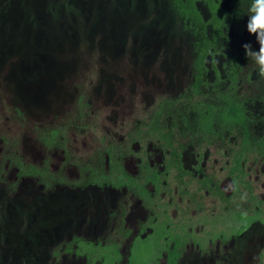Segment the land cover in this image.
<instances>
[{"label": "rangeland", "instance_id": "1", "mask_svg": "<svg viewBox=\"0 0 264 264\" xmlns=\"http://www.w3.org/2000/svg\"><path fill=\"white\" fill-rule=\"evenodd\" d=\"M51 7L48 4V11ZM101 7L104 18L96 32L91 30L93 20L84 24L81 16L68 8L75 21L66 13L63 17L53 14L48 29L27 17L30 29H16L15 47L0 64V198L4 203H21L15 210L18 218L11 208L9 218L0 203V223L10 224L12 218L16 225L12 230L24 236L28 221L43 209L48 216L46 224L55 225L61 219L63 225L60 245L49 250V258L42 257L35 264H86L65 250L75 237L92 243H117L121 262H125L131 239L141 230L142 236L149 232L144 225L150 213L126 190L86 183L89 169L100 164L106 169L107 149L113 147L121 154L127 172L135 174L137 154L143 146L149 163L161 169L158 143L144 140L142 132L151 123L185 131L181 116L186 106L179 100L191 80L192 42L167 0L150 3L145 13L141 7H128L125 0H106V6ZM199 8L206 15L202 4ZM246 23L238 40L244 56L239 95L250 127L259 137L264 132V79L258 77L242 48L245 43L258 48ZM230 54L225 50L208 60L205 93H213L217 87L215 74H223ZM194 119L191 111L188 120L193 124ZM52 132L56 134L51 137ZM183 142L184 168L195 174L197 151L185 139ZM225 146L217 142L205 147L201 164L203 172L219 180L228 193L225 160L230 153ZM16 161L37 172L20 170ZM244 172L253 194L264 201L262 158L250 157ZM176 202L170 216L187 212L199 217L197 230L206 227L204 216L218 213V201L212 198L185 201L191 211L179 198ZM257 228L264 230V226ZM252 232L227 243L206 239L197 247L189 242L178 264H264V257L257 262L259 245L236 253L238 245L252 244Z\"/></svg>", "mask_w": 264, "mask_h": 264}, {"label": "trees", "instance_id": "2", "mask_svg": "<svg viewBox=\"0 0 264 264\" xmlns=\"http://www.w3.org/2000/svg\"><path fill=\"white\" fill-rule=\"evenodd\" d=\"M194 1L171 2L182 29L189 32L193 46L191 83L179 100L186 106L185 115L181 116L185 131L177 127L169 128L161 123H151L142 132L144 140L151 138L158 143L162 153L161 169L149 163L143 146L144 150L137 154V172L130 174L122 164L121 154L109 147L106 169L103 170L101 164L95 168L90 167V175L86 181L100 187L125 189L141 199L150 211L144 225L150 232L142 236L141 230L140 235L133 238L125 263L121 262L117 244L93 246L79 240V247L87 253V264H94L101 258L100 264H160L162 253L166 255L165 264H177L184 245L189 241L200 246L206 239L226 241L231 236L240 234L253 222L264 224V201L253 194L243 167V163L253 155L264 161V132L257 137L250 127L244 102L239 95L238 76L241 62L236 52L227 70V84L217 83L213 93L204 92L208 85L206 59L217 52L219 47L225 46L228 39L223 32L226 23L223 21L224 11L219 3L205 0L211 14L209 21L204 22ZM251 4L252 0H248V9ZM235 12H238V9ZM207 25L212 28L211 35H208ZM191 111L195 113L193 124L188 120ZM262 119L264 120V116ZM55 134L52 132L51 137ZM184 139L197 151L198 172H201L200 160L205 147L222 142L230 153L226 170L233 190L229 196L224 195L212 178L203 175L197 180L199 185L213 184L211 188L207 187V190L209 196L219 202L218 213L209 212L204 216L206 227L203 226L198 232L195 226L199 224V217L184 212L172 218L169 213L177 198L173 195V190L177 189L179 196L183 198L189 187L191 188V181L185 180L191 173L183 167L181 161L186 146ZM16 162L20 170L26 168L20 161ZM28 169L37 172L32 166H28ZM191 197L194 201V195Z\"/></svg>", "mask_w": 264, "mask_h": 264}, {"label": "flooded vegetation", "instance_id": "3", "mask_svg": "<svg viewBox=\"0 0 264 264\" xmlns=\"http://www.w3.org/2000/svg\"><path fill=\"white\" fill-rule=\"evenodd\" d=\"M116 1L117 3L120 2V0H116ZM125 1L128 7L131 8L133 6L135 9H137V7H141L140 9L143 10V12L145 13L147 9V5H149L150 3L158 4L160 1H164V0H125ZM214 1L219 3L220 7L224 11L223 21L226 23V27L223 28V32L226 34V37L228 40L224 44L225 46L219 47V50L217 52H215L212 56L207 57L206 67H207V62L209 59H213L214 56H216L217 54L222 53L225 50H229L231 53L230 59H229L228 64L225 66V70L223 74L220 75L218 72H216L215 74V83L227 84V80H226L227 70L231 62L233 61L234 52H236L241 62L240 69H239V76H238L239 85H240V74L243 70L244 56H243V51L241 47L239 46L238 40L240 36H243L242 31L245 30L244 27H242L243 23L248 21V15H249V9L247 5L248 0H234V1L214 0ZM167 2L169 3V6L171 8V11L177 23L180 25L182 29V26L172 8V5H171L172 0H167ZM48 4L52 5L49 11L47 9ZM194 4H195L196 9L200 13L203 21L208 22L210 19V14H211L208 3L205 0H195ZM200 4H202L205 7L206 15H204L202 11L200 10L199 8ZM101 6H106V0L105 1L104 0H0V64H3V62H5V57L9 53H11V51H13L15 47L14 46V43H15L14 34H15L16 29L19 27H22V29L25 32L30 29L31 22L29 23L26 22L27 17L32 16V21H37L38 27L43 28V29H48L52 21L53 14L63 17L64 14L66 13L69 15L72 21H75L74 13L67 11L68 9H71L72 11L74 10L75 13H78L79 16H81V19L83 20L84 24H88L90 20H93L94 23L91 27V30L96 32L99 29L98 23L102 21V19L104 18V8H102ZM237 9H238V12H235ZM240 27H242V30H240ZM207 32H208V35L212 34V28L210 25H207ZM187 33L189 34V32ZM191 42H192V38H191ZM192 59H193V46H192ZM191 64H192V61H191ZM25 74L26 76L28 75V73H25ZM206 80L207 82H209L208 81V67H207V73H206ZM190 83H191V80H190ZM239 89H240V86H239ZM196 160H197L196 161L197 164L195 167L196 168L195 174L191 173L189 170L186 169L187 171L191 173V175L185 178L186 181L187 180L191 181L189 184L191 188L189 187L187 192L183 195L184 199L181 198V196H179V191L177 189L173 190V195L179 198L180 201H183L184 204H185V201L192 202L191 196L193 195H194V199L196 197L211 198L209 196L207 187L211 188L213 184L204 183L202 185L201 184L199 185L197 182L198 179H201L203 175H205L213 179V182L218 185L219 189L224 193L225 196H229L233 190L232 181L227 176V170H226V166L229 164V159L227 161L225 160L226 162L225 164L226 180L225 181H228L229 183L228 193L224 192L219 180H217L214 176L205 174L203 172L202 164H201L202 159L200 160V171L201 172H198L197 170L198 169L197 168L198 154H197ZM181 161H182V157H181ZM182 164H183V161H182ZM244 165L245 164L243 163V167ZM26 169H28L27 165H26ZM23 176H31V175L24 174ZM120 190H125V189H120ZM139 200L142 202L141 199ZM0 203L4 204V210L6 214L9 216V218L12 215L11 213L13 212H15V215L18 218V214L16 213L15 210L17 208V205L21 204L20 201L17 200V201H13L12 203L10 202L4 203L2 199L0 198ZM217 203L219 204V202ZM185 207L187 211H191L190 205L185 204ZM9 208H11L13 212H10ZM60 214L61 213H58V215ZM21 215L22 217L24 216L23 212L21 213ZM47 218L48 216L43 211V209H39L37 212H35L34 215L32 216L31 221H28L29 217H27L28 223L26 224L25 229H24L25 230L24 236L23 235L18 236L17 233H15L12 230L14 227H16L12 218H11V221H9L10 224H8L7 221L0 223V238L3 237V244L0 243V264H35L36 262H39L40 259L42 260V257H44V259L49 258L48 256L49 250H52L58 247L62 241V237L59 232L62 231L61 229L63 225H62L61 219H59L57 223H55V225L46 224L48 223L46 221ZM62 218H63V215H62ZM70 223H71V220H70ZM259 226H264V224L260 222H253L245 230H243L240 234L233 235L226 241H223L220 239H216V240L221 243H227L229 241H232L234 238H242L249 231L253 230L251 238H250V242H252V244L245 245V246L238 245L236 247V253L239 252V250L247 252L248 249L253 247V244L259 245L260 250L258 253L259 256L257 258L258 259L257 262H260V258L264 257L263 255L264 230L258 229L257 227ZM201 229L199 230L196 229V232L200 231ZM136 235H140V234L137 233ZM133 238L131 239V242ZM79 240L82 242L90 243L93 246L108 245V244H103L100 242L92 243L90 241H84L82 239H79L78 237L72 238L68 246L65 248V250L67 249L68 251L73 252L75 256L82 258L83 261L86 262V264L88 262L87 253H84V250L79 247V244H78ZM209 241L211 242V240ZM131 242H130V245H131ZM189 242L194 243L192 241H189ZM109 244H113V243H109ZM196 245L197 247L200 246L199 244H196ZM183 249L181 251V254L183 252ZM118 251H119V246H118ZM128 254H129V250H128ZM97 256H100V255H97ZM165 257H166L165 253H162V256L159 259V262L160 261L164 262ZM178 259H177V264H178ZM100 260L102 261V258ZM100 260H97L94 264H98L99 262H101Z\"/></svg>", "mask_w": 264, "mask_h": 264}, {"label": "clouds", "instance_id": "4", "mask_svg": "<svg viewBox=\"0 0 264 264\" xmlns=\"http://www.w3.org/2000/svg\"><path fill=\"white\" fill-rule=\"evenodd\" d=\"M245 27L258 44L256 49L249 43L242 45L245 57L255 66L258 77L264 79V0H252Z\"/></svg>", "mask_w": 264, "mask_h": 264}]
</instances>
